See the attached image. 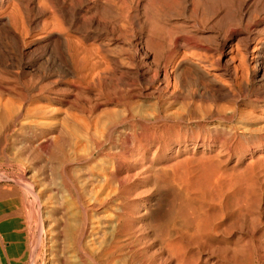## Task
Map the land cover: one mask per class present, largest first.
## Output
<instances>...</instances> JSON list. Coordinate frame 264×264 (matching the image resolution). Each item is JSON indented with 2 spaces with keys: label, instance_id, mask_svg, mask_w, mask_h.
Segmentation results:
<instances>
[{
  "label": "bare ground",
  "instance_id": "bare-ground-1",
  "mask_svg": "<svg viewBox=\"0 0 264 264\" xmlns=\"http://www.w3.org/2000/svg\"><path fill=\"white\" fill-rule=\"evenodd\" d=\"M47 1L49 2V4H51V7L54 8V10L51 9L52 12H54V13L50 12L49 14H51V15H46V17H44L42 15L44 18L43 19L41 18L40 21H37L36 23H34V21L32 19L35 18V20H36L37 18L32 17V19H30V18L26 19L22 13L23 11H21L18 7V5H19L18 2H15V0H0V64L4 63L6 65V61H10L14 67L18 66L22 70L26 66H27V68H30V71H31V68H33V69L35 68L36 71L39 70L38 72H40V70H43V76H47L51 72L52 73L56 72L57 77H58L59 73L64 74V75L66 74V76L67 75L72 76V78L70 77L71 80L73 79V77L78 79V81L83 80L84 78L89 79V78H91L90 75L92 76V74H93L92 70H90L92 73H90V71H89V68H88L89 64L91 65L92 68H97L96 65L99 63H96V60L91 61L87 58L88 56L86 55V53L83 52L84 46H83V42H82L81 37L77 40L76 45L72 44V42L70 41L71 37L69 38V34H68L69 29L74 28L76 31H79L80 33H83L84 31H88L89 29L87 27H91L94 25H95V28L98 29L96 27V25H99V22L96 21V15L98 13L103 15V16L101 15V18L104 17L105 19H107L108 17H106V16L108 14L111 15L112 14L111 12H113L114 14L116 13L119 16L120 15L122 16L120 18V20L124 18L123 17L124 15L125 16L129 15L130 19L131 18L134 19L132 22H134V21L136 23L138 22L137 21V10L135 9L131 13L130 12L131 7L124 6L126 4L122 0H120L121 2L120 1L118 2V3H120V5L113 4V2H111V0H94L93 6H92V8L94 10V14L88 15V18L85 15L88 9L85 10V7L83 8V2H84L83 0H47ZM124 1H126V0H124ZM147 1L149 2L150 0H147ZM157 1H160V0H156L154 2L156 3ZM162 1L166 2V3H170V5L172 4V6H173L172 8H174V5H179L182 2V0H162ZM162 1L159 3H162ZM191 1H192V3H191L192 5H190V6H192V8L196 11V13L198 10H201V9H203V10L206 9L207 11L210 12V18L215 20L216 23L219 24V25L214 24L215 26H220V25L226 26L225 24H228L226 30L224 31L225 33L223 34L219 48L216 47L217 49H219L218 50L219 56L213 57L211 55L213 48H212L210 54L208 53L210 56L207 54H201V53L195 54V53H198V51L196 50L197 51L196 52L194 49L195 55L193 53H191V54H193L195 59H197L196 62L193 61L194 60L193 58H192L193 60H191L188 57H184L185 54H184V56L181 54L182 58L180 57V59L177 61V64H176L177 67L180 64H184L186 66L187 70L188 69L190 70V73L192 71L193 76L190 77L191 81L195 85L199 86L200 88L195 89L192 92L190 91L189 95L187 94V92L185 93V89H184L183 92L186 94L185 96H184V94H183V96H179L178 95L179 92H176V94H175V91L172 92L170 96L165 95V97H162V95H161V98H158L155 101L153 100L154 101L153 103H151V100L146 99L147 102L150 101V103L149 102L145 103V104L143 103V105L139 106V109H137V110H135V108H133V107H130L131 105H129V104H132L131 102H133V101H130V103L126 102L124 104L126 106L125 110L123 108H121V110L118 109L120 111H122V109H123L128 114V116H129V114H133V112L136 111L144 117H141V118L139 117L140 118L139 125L141 127V131L135 135V140L132 141L133 142L132 146H130L129 148L126 149V148L122 147L121 144L116 145L115 143H113L114 146L112 147V152L109 155L106 152H104V153L102 152L96 156L97 158L99 156V159H101V160H102L103 156H106V157L109 156L113 160L114 167L111 171H109V173H107L105 175L102 174V176H101L100 174L103 173V172H100L101 170L99 171L100 174L92 171L93 169H91V168L94 166L93 165L91 168L86 167L83 174H82V171L84 169L81 170V172H79L80 170L76 171V172H79V175L80 174L82 175L79 178L77 177L78 173L76 175L77 178H69V177L67 178L66 176L64 177V174L62 176V173H63V169H62V172L60 173L61 174L60 178H61V182H62L61 185L63 186V189H64V191L67 192V194L64 195L62 193H66V192L56 191L57 193L59 192L58 195L55 192H54L55 195H52L53 192H51V191H53V189H54L53 187H54L55 181L53 184L50 181V178L49 177L47 178V176H49V175H47L48 173L46 174L45 171L42 170L44 168L43 165L40 164V166H39V164H36L37 166H39L37 170H40V171H38L39 172L38 173L39 174V178H38L39 189H37V190L33 189L30 185L32 183H30V184L24 183L27 191L30 192L32 195L31 201H32V204H34V208H36V212H37V220L36 221H37L38 236H37L36 243L39 245V250H41V252H46V249H44V248L46 245L45 242H47V244H48L47 246H49V247L47 249L48 252H46V255H48V259H49L50 264H264V225L261 228H259V225L264 223V0H191ZM40 2L43 3V5H45L44 2H42V1H40ZM40 2H39V4H40ZM144 2H145V4H148V5H145V7H144L146 9L150 5L151 1L149 3H146V1H144ZM19 3H20V1H19ZM28 3H27V5L24 6L23 9L31 8L32 10H34V12L36 10V12L39 15L45 14L46 7H48V5L47 6L45 5L46 7L41 8L39 4L34 3V5L32 6ZM138 3L139 2L137 1L136 4H138ZM166 3H165V5H166ZM183 3H184V1H183ZM151 4L156 6V4H158V3H156V4L151 3ZM168 5H167V8L171 10V6L169 8ZM137 6H139V5H136V8H137ZM51 7H49V9ZM177 7L179 8V6H175L174 9H177ZM87 8H89V7L87 6ZM156 9H157V7H156ZM187 9H188V6H187ZM187 9H185V10H187ZM148 12H149V10H148ZM158 12L159 11H157V13ZM163 12H161V13L163 14ZM191 12L192 11H189V13H191ZM38 14H34V15L38 16ZM148 14L150 15V12ZM193 14H194V12L192 13V15ZM203 14L205 15V13L200 14L201 17ZM158 15H160V13H158L157 16ZM197 15L198 14H196V17H198ZM114 16H116V15H114ZM114 16L112 14V17H114ZM139 16H141V15H139ZM157 16H155V17L151 16L152 19L148 18L150 20V23L146 22L147 23L146 26L148 24L149 25H148L147 32L145 35H143L141 33V27H139L140 33H139V37H138V43H137L138 45L137 46L142 47L143 51H144V49L151 48V47H153L151 49L153 51H155L154 48H156V51L153 55L154 59H152V60H154V62H156V68H154V69H156V73L154 75H158V74L162 73V79L163 80H160V82H159L160 87L158 85L157 88L158 89L159 88L165 89L168 87V85H170L169 81L167 80V72H166L165 68L160 66L161 60L163 59L165 52H167L166 54H168V50L170 49V47H175V46L176 47H178V46L186 47V45H189V47H190L191 45L192 46L195 45L194 44L195 42H193L191 40V37H189V36H192L191 34H186V35H189L188 37H181V38H177L178 36L176 38L172 37L170 32H172L173 31L172 29H174V28L171 29L172 31L169 30L171 26L168 29V27L165 24V23H167V21L165 20L164 21L165 23H164L162 21L156 20V19H160L159 16L158 17ZM163 16H165V14L162 15V17ZM207 16H209V14ZM109 18L111 19V16H109ZM153 18H154V20H153ZM164 18H166V16ZM204 18H206V17H204ZM207 18H209V17H207ZM107 20H105V21H107ZM160 20H162V18ZM206 20H205V23L207 22ZM112 21H115V20H112ZM116 21H117V19H116ZM126 21H128V20H126ZM96 22H98V24H96ZM200 22H201V19H200ZM33 23H34V25H32ZM102 23H104V22H102ZM116 23H119V25H120V22H116ZM129 23H130V21H129ZM201 23H202V25L204 24L203 22H201ZM107 24H109V23H107ZM113 24H115V23H113ZM121 24H123V23H121ZM209 24H207V25H209ZM103 25H102V27H103ZM138 25L139 24H137V26ZM177 25H178V23H177ZM214 25H212V26H214ZM113 26H115V25H113ZM132 26H133V24H132ZM124 27H130V26L124 25ZM86 28L88 30H86ZM105 28H103V30H105ZM112 28H110V29H112ZM115 28H116V26H115ZM178 28H180V27H178ZM219 28L221 29V27H219ZM34 29L37 30V35H35V37L33 36L34 37L33 39L27 41V38H29L32 35ZM128 29L131 30V28H128ZM142 29H145V27ZM101 30H102V28H101ZM127 30H126V34H127ZM132 30H134V29H132ZM113 31H115V30H113ZM187 31H188V29L186 30V32ZM157 32H158V34H159V32H161L160 35H162L161 37L163 38V46L162 47H160L161 44L159 43V39H157V42L159 43L158 45H157V42L155 40ZM182 32H183V30H182ZM119 33L123 34L120 31H119ZM126 34H123V35H126ZM78 35L80 36V34H78ZM86 35H88V33ZM213 35L215 36V34H213ZM207 36H209V35L207 34ZM217 36L218 35H216V37ZM99 37H100V35H99ZM161 37L159 36V38H161ZM76 38H78V37H76ZM196 39H198V38H196ZM231 39H235L234 44H232V43L227 44L228 42H230ZM160 41H161V39H160ZM210 41H212V40H209V42ZM88 42H89V40H88ZM96 42H97V40H96ZM108 42H109V40H108ZM133 43H132V45H133ZM196 43L200 44L199 40H196ZM85 45H87V44H85ZM100 45L102 46V43H100ZM202 45H204V44L202 43ZM87 46H89V45H87ZM208 46H210V45H208ZM211 46L214 47L213 44ZM250 47H251V49H250ZM193 48H196V45H195V47L193 46ZM197 48H198V46H197ZM216 48H214V50ZM92 49H94L93 46H92ZM96 49L97 48H95V50ZM189 49H191V47ZM138 50H139V48H138ZM191 50L193 51V49H191ZM99 51H101V50H99ZM102 52L103 51H101V53ZM169 52H171V51H169ZM199 52H202V50L200 51V49H199ZM206 52L207 51H205V52L203 51V53H206ZM95 53H96V51H95ZM171 53H173V52H171ZM187 53H189V52H187ZM144 54L147 55L148 51H144ZM104 55H102V56L104 57ZM141 55H140V57H144ZM171 55L173 56L174 53ZM215 55H216V53H215ZM92 56L95 57L94 55H92ZM186 56H188V55H186ZM106 57H107V55H106ZM166 57H168L170 59L169 56H166ZM96 58H98V57H96ZM121 58H119V59H121ZM24 59H26V60H24ZM138 59L139 58H137V61H138ZM165 60H164V62H165ZM170 60H172V57ZM89 61H91V62H89ZM106 61L108 62V60H106ZM106 61H104V63ZM132 61H133V59L131 60V63H132ZM174 61H176V60L174 59ZM142 62H143V60H142ZM7 63H9V62H7ZM109 63H110V61L108 62V65H110ZM128 63H130V62H128ZM144 63H146V62H144ZM165 63H167V64H165ZM165 63L164 64L166 66L170 63V61L165 62ZM147 64H148V61H147ZM151 64H152V62H151ZM164 64H163V66H164ZM214 64L216 66H219V67L221 66L222 73L228 77L227 80H224V79L221 80L223 77L222 78L218 77L215 74H211L207 70L204 69V68L207 69L209 67H212ZM108 65L105 64L103 67L106 66V68H107ZM118 65H121V64H118ZM128 65H131V64H128ZM135 65L133 64L132 66L134 67ZM168 66H166V67H168ZM15 68H17V67H15ZM126 68H128V67H126ZM126 68H125V70H126ZM148 68H150V67H148ZM5 69L6 68L4 66V70ZM7 69H9V68H7ZM11 69H12V67H11ZM97 69H99V67ZM103 69L104 68H102V70ZM118 69H120V68H118ZM182 69H184V68L182 67ZM244 69H246L247 71L249 70L250 73L252 74L251 75L252 78L249 81L250 83H248L249 79L246 80L243 77V73L245 74V72H242V71ZM86 70L89 71L88 74L90 73V75H88V77H86L87 76ZM105 70H106V72L109 71L108 68ZM105 70H103V71H105ZM112 70H114V68ZM121 70H123V69H121ZM173 70H174V68H173ZM175 70H177V69H175ZM246 70H244V71H246ZM23 71H25V70H23ZM28 71L26 70V72H28ZM147 71L148 70L145 67L142 70V74L144 72H147ZM247 71H246V74H247ZM8 72H9V70H8ZM23 73H22V75H23ZM30 73H28V74H30ZM137 73H138V70H137ZM180 74H182V72ZM183 74H184V72H183ZM33 75H35V74H33ZM37 75H38V73H37ZM94 76L95 75H93V78H94ZM185 76H187V75H185ZM16 77H17V73H16ZM57 77L54 81H56L58 83L57 79H59L60 77L59 78H57ZM153 77H155V76H153ZM153 77H152V79H153ZM179 77H181V76L179 75ZM247 77H249V75H247ZM247 77L245 76V78H247ZM52 78H51V80L53 81ZM99 78H101V77H99ZM99 78H98V80H99ZM38 79H37V82H38ZM44 79H45V77H44ZM60 79L62 80L63 78H60ZM66 79L70 80L69 78H65V80ZM84 80H87V79H84ZM96 80H97V78H96ZM176 80H177V78H176ZM49 81H46V83L48 84ZM54 81H53V83H54ZM149 81L153 82L152 80H149ZM0 82H2V81H0ZM96 82L97 81H94V84ZM9 84H11V83H9ZM41 84H42V80H41ZM171 84H172V82H171ZM177 84H178V86L180 85V83H177ZM182 84H184V83H182ZM249 84H251V86H252L253 97L248 98L246 100L239 99V96L237 97L235 95L236 89L238 88L240 90L248 91ZM51 85L53 86L54 84H51ZM174 85H176V83ZM2 86H3V84H2ZM14 86H15V84H14ZM0 87H1V85H0ZM46 87H48V85ZM59 87H56V88H59ZM84 87H88V86H84ZM170 87H171V85H170ZM10 88L11 87H9V90H11V89L15 90V88H11V89ZM25 88H26V86H25ZM40 88H41V86H40ZM40 88H39V91L41 90ZM52 88L54 89V86ZM179 88H181V87L179 86ZM192 88H194V87H192ZM32 89H34V87ZM47 89H49V87ZM70 89L72 90V88H70ZM86 89L87 88H85V90ZM49 90L52 91L51 88ZM61 90H62V88H61ZM67 90L69 91V88ZM82 90L84 91V89H82ZM90 90H91V87H90ZM90 90H88V91H90ZM42 91L43 90H41V92H39V95H41V96L45 94ZM57 91H58V89L55 92H57ZM73 91H75V90H73ZM167 91H169V90L167 89ZM170 91H171V89H170ZM170 91H169V93H170ZM187 91H189V89ZM76 92L77 91H75V93ZM0 93H2V95H3L2 91ZM60 93H61V91H60ZM11 94H13V93H11ZM77 94H78V92H77ZM159 94H160V92H159ZM240 94H241V92H240ZM2 95H1V98H2ZM4 95H5V93H4ZM15 95L16 94H14V96ZM31 95H33V94L31 93ZM35 95H37V94L35 93ZM87 95H86V98L89 97V96L87 97ZM21 96H19V97H21ZM23 97H25V96H23ZM44 97H47L48 99L49 98L54 99V98L46 96V95ZM75 97L73 96L72 98H75ZM3 98H4V96H3ZM3 98H2V100H3ZM59 98H61V97L59 96ZM124 98H126V97H124ZM131 98H133V97L131 96ZM67 99H68V97H67ZM20 100H19V102L23 101V99L21 101ZM24 100H26V99H24ZM69 100L75 101L78 99L75 98V100L74 99H72V100L69 99ZM79 101H81V100H79ZM79 101H77V102L75 101V102L78 103ZM100 101L102 102L103 100H100ZM116 101L119 102L121 100L120 99L118 100V98H117ZM47 102H49V101H47ZM94 102H96V101H94ZM136 102L137 101H134L133 104ZM144 102H146V101H144ZM2 103H3V101L2 102L0 101V114L5 115L7 113L6 115H8L9 114L8 112L11 113L12 110L10 111V109L8 107H5L6 101H4V103H3L4 106H2ZM32 103L34 104V102H32ZM71 103L72 102H70L68 104L72 105ZM83 103H81V104L83 105ZM18 104H20V103H18ZM38 104H39V102H38ZM92 104L94 105L93 102H92ZM92 104H90V105H92ZM98 104H99V102H98ZM136 104H138V102ZM136 104H134V105H136ZM139 104H141V102ZM34 105H35L34 107L38 108L37 103ZM43 105H41V107H43ZM8 106H9V103H8ZM14 106H16V105L14 104ZM77 106H78V108H80L79 107L80 105H77ZM77 106H76V108H77ZM146 106L147 107L149 106L150 109L154 112L151 114H153V118L155 120L158 119L160 121V122L158 121L159 122L158 124H151L150 120H148L146 118L147 115H145V114L143 115V113H147V114L149 113L146 110L148 108H146L145 110L141 109V108L146 107ZM9 107L14 108L13 106H11V103H10ZM24 107H25V105H24ZM24 107L21 106V104H20L19 107L14 108V110L15 109L16 110L15 111L13 110L12 112H15L14 114H17V115L22 114L21 112L23 111V109L26 108V107L25 108ZM39 107H40V105H39ZM83 107H85V106H83ZM89 107H88V109H91ZM48 108H51V107H48V105H47V110H48L47 112L49 113L50 109H48ZM53 108L51 110L55 109V108L54 109ZM67 108L68 107H65L66 110H67ZM73 108L75 109V107H72V109ZM105 108H107V107H105ZM105 108H103V109L105 111H107ZM108 108H109V106H108ZM27 109L28 108H26V110ZM32 109H30L31 111L27 110L24 112H26V113L30 112L31 114H33V111H34L35 113L37 112L36 113L37 116H38V114H41L40 112H38L39 109L37 111L32 110ZM62 109H63V107H62ZM65 109H64V111H65ZM85 109H87V108L85 107ZM101 109H102V107L100 108L99 111L103 110V109L102 110ZM56 110L59 111V108H57ZM58 111H56V112H58ZM61 111L62 110H60V112ZM109 111L110 112H108V114H109L108 117H110V114H111V117L114 118V117H116V114L119 113V112H116L117 110L114 113L111 112L112 111L111 109ZM148 111H149V109H148ZM24 112H23V114H24ZM43 112L46 113L45 110ZM60 112H58V113H60ZM70 112L71 111H68V114H71ZM35 113H34V115L36 116ZM92 113H93V108H92V111L90 114H92ZM96 113H97V110H96ZM112 113L115 114V116L112 115ZM11 114H12L11 117H13V113H11ZM49 114H52V113H49ZM80 114H81V112H80ZM95 114H94V116H95ZM66 115H64V116H66ZM75 115H77V114H75ZM88 115H89V113H88ZM105 115H107V114H105ZM26 116H28V115L25 114V117ZM45 116H47V115H45ZM55 116H57V115H55ZM131 116L132 115H130V117ZM0 117H1V115H0ZM2 117H1V119H2ZM89 117H91V116L89 115ZM133 117H135V115ZM8 118H10V116L7 117L6 121H9ZM44 118H46V117H44ZM58 118H57V120H58ZM69 118H68V120H69ZM84 118L86 119L85 116H84ZM123 118H125V117H123ZM21 119H22V116H21ZM21 119L19 118V120H21ZM61 119L64 120V124L67 122L66 118L65 119L61 118ZM71 119L72 118H70V120ZM73 119L76 120V117H74ZM131 119H130V121H131ZM63 120H61V121L63 122ZM96 120H97V118H96ZM96 120H92V121H94V123L96 122V124L99 123L98 120L97 121ZM38 121H37V123H38ZM53 121H54V119H53ZM59 121H60V119H59ZM19 122H22V121H19ZM25 122L28 123L27 120H25ZM39 122L41 123L42 121H39ZM44 122H48V121H44ZM77 122H79L78 119H77ZM81 122L83 123V121H81ZM117 122L119 123V121H117ZM124 122H126V121H124ZM29 123H32V122H29ZM49 123H50V125H51V123H53V125L55 124L54 122H49ZM49 123H46V124L44 123V124L47 125ZM72 123H74V122H72ZM82 123H80V124L82 125ZM106 123H107V120H106ZM68 124H67V126H68ZM84 124H85V122H84ZM92 124H93V122H92ZM99 124H101V123H99ZM136 124H138V123H136ZM50 125H48V126L50 127ZM57 125H58V123H57ZM76 125H77V123H76ZM85 125L87 126V124H85ZM128 125H130V124H128ZM23 126L25 127V125H22L21 130L23 129ZM35 126L37 127V125H35ZM41 126L42 125L40 124V128H41ZM63 126H64L63 124H61V126H60V130H62V132H63V128H64ZM77 126H80V125H77ZM95 126L96 125H93V127H95ZM102 126H104V125H102ZM108 126H110V125H108ZM108 126H107V128H109ZM134 126H136V125H134ZM42 127H44V126H42ZM55 127H57V126H55ZM70 127H71V125H70ZM70 127H68V128L70 129ZM93 127H91V129ZM117 128L116 129L118 130L119 133H123L122 135L125 134V129H123V127L121 125ZM25 129H23V130L25 131ZM46 129H47V127H46ZM48 129H47V131H48ZM57 129L58 128H56V130ZM71 129H73V128L71 127ZM86 129H89V127L87 126ZM86 129H84V130H86ZM98 129H99V125H98ZM43 130H45V129H43ZM73 130L76 131L77 129L74 128ZM73 130H71V131H73ZM80 130H81V127H80ZM86 131H88V130H86ZM95 131H96V129H95ZM59 132H61V131H59ZM64 132H66V130H64ZM64 132L62 133V135L64 134ZM0 133H2V132H0ZM36 133H38V132H36ZM89 133H90V130H89ZM89 133H88L87 139L92 141V144H94V146H93L94 148L92 147L93 149H88V146H86L84 144L83 147H86L89 151L85 155L83 153H85V151H87V149H85V151H84L82 147L77 146L78 148H82L81 151H84L83 153H81V154L85 155L83 157L82 155L77 153L78 150H75L74 147L71 148V146H76V144L79 143L80 141L77 143H73V145H70V143H69L70 147H68V148H70V150H72L71 152L73 155V156L70 155L71 158H69V159H72V157H74V159H76V160L77 159L80 160L83 158V159H85V161L86 160L90 161V158L93 159L95 153H98V151L101 148L100 147L101 141H100V139H99V141L94 139L93 138L94 135L92 136V135H90L91 133L90 134ZM28 134H29V131H28ZM75 134H77V133H75ZM130 134H131V132H130ZM30 135L33 136L34 134L31 133ZM59 135H61V134H59ZM68 135H70V134H68ZM68 135H67V137H68ZM100 135H101V132H99L98 138H100ZM53 136H54L53 137V139H54L56 137V135H53ZM109 136H111V135H109ZM36 137H38V136H36ZM64 137H66V133H65ZM59 138L60 137H58L57 139L60 140ZM73 138H75V137H73ZM77 138H79V137L77 136ZM119 138H121V137H119ZM42 139L43 140L38 143L39 149H41V150L46 149L49 146V144L50 145L52 144L51 138L47 137L45 139L44 138H42ZM24 140H26V139H24ZM24 140H22V142ZM58 140H56V141H58ZM64 140H66V139H64ZM68 140H66V141H68ZM83 140H84V138H83ZM61 141L62 140H60V142ZM70 141H72V140H70ZM73 141H75V140H73ZM122 141H123V139H122ZM126 141H127V137H126ZM60 142L57 145H59ZM64 142L65 141H63V144H64ZM86 142L89 145L88 141H86ZM127 142H126V144H127ZM25 143H23V144H25ZM81 143H82V141H81ZM134 143H137L140 146L139 149H142V151L134 148V146H133ZM54 144L56 145V143H54ZM61 144H62V142H61ZM26 145H28V144H26ZM69 145H67V146H69ZM78 145L80 146L81 144L79 143ZM59 146L61 149V145H59ZM67 146H64L63 148H66ZM29 147H30V144H29ZM52 147H54V146H52ZM30 148H32V147H30ZM34 148L37 149V147H33L32 149H34ZM21 149H22V147H21ZM104 149H102V150L104 151ZM30 150L31 149H29V151ZM54 150H52V151L54 152ZM67 150H69V149H67ZM38 151H36L37 154H38ZM44 151L45 150H43V152ZM46 151H47V149H46ZM57 151H55V152H57ZM41 152H39L41 158H39L38 160L44 158V155L42 158ZM53 152H50V153H53ZM54 153L50 155L52 157V161L54 160L53 162L56 161V158L58 159V155L56 156V154H55L56 157L53 158ZM25 154H26V152H25ZM25 154L23 155L22 158L25 157ZM29 154H27L26 157H28ZM31 154H34V155H31L32 157L35 156V154H36L35 150H34V153L32 152ZM46 154H47V152H46ZM46 154H45V157H46ZM58 154H62V157H64L68 153L66 155L64 153V156H63V153H58ZM21 155H22V153H21ZM37 157H39V156H37ZM37 157L35 156V158H37ZM30 159L28 160V162L32 161L33 158L30 157ZM59 159H60V157H59ZM66 159L69 160L68 156ZM33 160L35 161V159H33ZM140 160L141 161L144 160V162H141V164H139V166H136V167L130 166V164H132L133 162L136 163V162H139ZM47 161H49V160H47ZM60 161H61V159H60ZM127 161H129V163H127ZM25 162H26V160H25ZM94 162H96V160ZM61 163H62V161H61ZM48 164L50 165L51 162ZM48 164H46V165H48ZM54 164H56V167H57V163H54ZM66 164H67V162L65 163V165ZM84 164H86V163H84ZM52 165H53V163H52ZM37 166L34 165V168ZM41 166H42V169H41ZM63 167H65V166H63ZM74 167L75 166H73V168ZM61 168L62 167L60 165L59 169H61ZM23 169H25V168H23ZM45 169L47 170L46 167H45ZM49 169H51V167H49ZM65 169H66V167H65ZM53 170H55V169H53ZM77 170H78V168H77ZM64 172H66V171H64ZM36 173L37 172H35V174ZM67 173H68V170H67ZM71 173H72V171H71ZM35 174H32V175H35ZM24 175H22V176L24 177ZM51 175H55V174H51ZM50 177H54V176H50ZM137 177H140L142 179H140L139 181L135 180ZM21 179H23V178H21ZM21 179H19V180H21ZM54 179H56V178H54ZM23 180H21V181H23ZM57 180L58 179H56V182H59ZM21 181H19V182H21ZM36 184H37V182H36ZM52 184H53V187H50V186H52ZM142 187H146V188L144 190L137 192V190L142 188ZM46 189L47 190L49 189L47 192L50 191L48 194L46 192ZM58 189H60V188L58 187ZM60 190H62V189H60ZM23 191H25V190H23ZM25 193H26V191H25ZM137 194H143V195H145V197L137 199V197H138ZM24 196H25L24 198L26 199L27 198L26 195H24ZM67 198H68V200L66 202ZM21 199H22V197H21ZM64 202L67 204H65ZM48 203H50L51 205L49 204V206H48ZM27 208L28 207H26V209ZM31 208H33V207H30V209ZM33 211H35V210H33ZM16 212H17V210H16ZM19 213H20V211H19ZM28 220H30V219L28 218ZM31 224H32V222H31ZM34 237H35V235H34ZM28 238H29V236H28ZM2 240L3 239H1V242H2ZM31 242H33V241H31ZM66 242H67L68 248H70V250L66 248V246H67V245H65ZM36 245H35V247H36ZM32 249H34V248H32ZM65 249L69 250L68 255L66 254L67 252L65 251ZM30 253H31V251H30ZM37 255H39V253H37Z\"/></svg>",
  "mask_w": 264,
  "mask_h": 264
},
{
  "label": "rangeland",
  "instance_id": "rangeland-1",
  "mask_svg": "<svg viewBox=\"0 0 264 264\" xmlns=\"http://www.w3.org/2000/svg\"><path fill=\"white\" fill-rule=\"evenodd\" d=\"M19 1H20V3H19ZM29 3H28V2ZM40 1H42V2H44L45 3V5L47 6L48 5V7H46L45 5H43V3H41ZM84 2H83V8L85 7V10H87V12H86V16H87V18H88V15H92V14H94V10H93V8H92V6H93V3H94V0H83ZM120 0H111V2H113V4H118V5H120V3H118ZM126 5H124V6H129V7H131L130 8V12L132 13V11H134L135 9L137 10V23L134 21V22H132L134 19H130V17H129V15H124L123 17L126 19V20H128V21H126L124 18L123 19H121L120 20V18L122 17L121 15L119 16L118 14H114L113 12H111L112 14H113V16L114 15H116V16H114V17H112V14L111 15H109V16H111V19L112 20H115V21H112L110 18H109V16L107 15L106 17H108L107 19H105L104 17H102L101 18V15L102 14H97L96 15V21H98L99 22V25H96V27L98 28V29H96L95 28V25L94 26H91V27H87L86 28V30H88V31H84L83 33H80L79 31H76L74 28H71V29H69V31H68V34H69V38L71 37V42H72V44L73 45H76L77 44V40L81 37V39H82V42H83V46H84V50H83V52L84 53H86V55L88 56L87 58L89 59V60H91V61H95L96 60V63H99V64H97L96 65V67L98 68L99 67V69H97V68H92L91 67V65L89 64V71L90 70H92L93 71V74H92V76L90 75V73H92L91 71H90V73L88 74V72L89 71H87V73H86V77H88V75H90V77L91 78H84V79H87V80H79L78 81V79H76L75 77H73V79L71 80V78H72V76H70V75H67L66 76V74L64 75V74H58V77H57V73L56 72H51L49 75H47V76H43V70H40V72H38L39 70H37L36 71V69L34 68H31V71H30V68H27V66L23 69V70H25V71H23L21 68H19L18 66H15V67H17V68H15L14 66H13V64L10 62V61H6V65L3 63V64H0V81H2V82H0V85H1V87H0V92L2 91L3 92V95H2V93H0V101L2 102L3 101V103H4V101H6V105H5V107H8L9 109H10V111L12 110H14V108H18L19 107V105L21 104V106H23L24 107V105H25V107L26 108H28L27 110H30V109H32V110H35V111H37L38 109V112H40L41 114H38V116H37V112L35 113L34 111H33V114H31L30 112H24V111H27L26 110V108L25 109H23V111L21 112L22 114H23V112H24V114L22 115V114H19V115H17V114H14L15 112H12L11 111V113H13V117H11L12 116V114L10 113V112H8L9 114V116H10V118H8V120L9 121H6L7 120V117H9L8 115H2V114H0L1 115V117H2V119H1V117H0V132H2V133H0V264H50V262H49V259H48V255H46V252H48V247L49 246H47L48 244H47V242H45V248L44 249H46V252H41V250H39V245L36 243V241H37V236H38V230H37V212H36V208H34V204H32V201H31V198H32V195H31V193L30 192H28L27 191V189H26V187H25V185H24V183L25 184H30V183H32V184H30L31 185V187L33 188V189H35V190H37V189H39V187H38V178H39V172L38 171H40V170H37L38 169V167L40 166V164L41 165H43V169H42V166H41V169L42 170H44L45 171V173L47 174V175H49V176H47V178L49 177L50 178V181L54 184V181H55V184H54V187H53V184H52V186H50V187H53L52 189H53V191H51V192H53L52 193V195H55V193L58 195V193L59 192H66V191H64V189H63V186L61 185L62 184V182H61V172H62V169H63V173H62V176H63V174H64V177L66 176L67 178L69 177V178H79L80 176H82L81 174L79 175V172H81V170H83L82 171V174L84 173V171H85V168L86 167H88V168H91L93 165V167L91 168V169H93L92 171L93 172H97V173H99L100 174V172H103V173H101L100 175L102 176V174L103 175H105V174H107V173H109V171H111L112 169H113V167H114V162H113V160L108 156V157H106V156H103L102 157V160L101 159H99V156H98V158L96 157L99 153H104V152H106L108 155L112 152V147L114 146V144L113 143H115L116 145H122V147H124V148H129L130 146H132V141H134L135 140V135L138 133V132H140L141 131V127H140V125H139V121H140V118L141 117H144V116H142L141 114H139L138 112H133V114H129V116H128V114L124 111L125 110V108H126V106L124 105L126 102H129L130 103V101H137L138 102V104L141 102V104H136V103H134V104H136V105H134L133 104V102H131L132 104H129V105H131L130 107H133V108H135V110H137V109H139V106H141V105H143V103L145 104V103H150V101H148L147 102V100L149 99V100H151V103H153L156 99H158V98H161V95H162V97H165V95H168V96H170L171 95V93L172 92H174L175 91V94H176V92H179V96H183V94H184V96L186 95L185 93L187 92V94L189 95L190 94V91L192 92V91H194L195 89H198V88H200L199 86H197V85H195L192 81H191V76H193V74H192V71H191V73H190V70L188 69L187 70V68H186V66L184 65V64H180V65H178V67H177V61L180 59V57L182 58V55L184 56V54H185V56L184 57H188V58H190L191 60H193V61H197V59H195V57L193 56V54L195 53L194 52V49H195V51L197 50L198 51V53H195V54H207V55H209L210 54V52H211V50H212V48H213V50H214V48H219V45H220V42H221V40H222V37H223V34L225 33L224 31L226 30V28H227V25L228 24H225L226 26H215L216 24H218V23H216V21L215 20H213V19H211L210 18V12L209 11H207L206 9L205 10H203V9H201V10H198L197 11V13H196V11L192 8V6H190V5H192L191 3H192V1L191 0H182V2L179 4V5H174V8H175V6H179V8L177 7V9H174V8H172L173 6H172V4L170 5V3H166V2H163L162 0H160V1H157L156 3H158V4H156L154 1H156V0H150L149 2H150V5L148 6V8H144L145 7V5H148V4H145V2L144 1H146V3H149L147 0H126V1H124V0H122ZM132 1V2H131ZM137 1L139 2L138 4H136L137 3ZM143 1V2H142ZM162 1V3H159V2H161ZM183 1H184V3H183ZM186 1V2H185ZM15 2H18V7H19V9L21 10V11H23L22 13H23V15L25 16V18L27 19V18H30V19H32V17H36L37 19L35 20V18H33L32 20L34 21V23H36L37 21H40L41 20V18L43 19L44 17H46V15H51V14H49L50 12L51 13H54V12H52V10H54V8L53 7H51V4H49V2L47 1V0H15ZM39 2H40V4H39ZM91 2V3H90ZM121 2V1H120ZM27 3L28 4H30V5H34V3L35 4H39L40 5V7L41 8H44V7H46V12H45V14H38L37 12H36V10H35V12H34V10H32L31 8H28V9H23L24 8V6L25 5H27ZM32 3V4H31ZM47 3V4H46ZM151 3H154V4H156V6L155 5H153V4H151ZM165 3H166V5H165ZM129 4V5H128ZM134 7H132L131 5ZM136 4V5H139V6H137V8H136V5L134 6V5ZM169 4V5H168ZM22 7H21V6ZM90 5V6H89ZM160 5V6H159ZM165 5V6H164ZM167 5H168V7L170 8V6H171V10L170 9H168L167 8ZM181 5V6H180ZM87 6L89 7V8H87ZM187 6H188V9H187ZM49 7H51L50 9H49ZM141 9H140V8ZM147 7V6H146ZM156 7H157V9H156ZM128 8V7H127ZM165 8V9H164ZM192 8V9H191ZM30 9V10H29ZM52 9V10H51ZM90 9V10H89ZM156 9V10H155ZM184 9V10H183ZM185 9H187V10H185ZM27 12H26V11ZM93 10V11H92ZM142 10V11H141ZM147 10V11H146ZM148 10H149V12H150V15L148 14L149 12H148ZM162 10V11H161ZM194 10V11H193ZM92 11V12H91ZM140 11V12H139ZM153 11V12H152ZM157 11H159L158 13H160V15H158L159 16V18L161 19L162 18V20H160V19H156V20H159V21H162V22H164L165 20L167 21V23H165L166 24V26L168 27V29H169V27H170V29L169 30H171L172 28H174V29H172L171 31L172 32H170L171 33V36L172 37H174V38H176L177 36V38H181V37H188L189 35H186V34H191L192 36H189V37H191V40L193 41V42H195L194 44L196 45V48H193V46L195 47V45H191L190 47H191V49H193V51L191 50V49H189L190 47H189V45H186V47H182V46H178V47H170V49L168 50V54H166L167 52H165V54H164V56H163V59L161 60V64H160V66L161 67H163V68H165V70H166V72H167V80L169 81V83H170V85H171V87H170V85H168V87L167 88H165V89H161V88H157L158 87V85H159V87H160V80H163L162 79V73L161 74H158V75H154L155 73H156V69H154V68H156V62H154V60H152V59H154V53H155V51H156V48H154V50L155 51H153L151 48H153V47H151V48H147V49H144V51H148V54L147 55H145L144 54V51H143V48L142 47H140V46H137L138 44V37H139V33H140V28L139 27H141V33L143 34V35H145L146 34V32H147V28H148V25L146 26V24L147 23H150V18L152 19V17L151 16H153V17H155V16H157ZM164 11V12H163ZM166 11V12H165ZM189 11H192L191 13H189ZM206 11V12H205ZM29 12V13H28ZM156 14H155V13ZM161 12H163V14L161 13ZM180 12V13H179ZM194 12V14L192 15V13ZM199 12V13H198ZM201 12V13H200ZM209 12V13H208ZM28 13V14H27ZM38 14V16L36 15H34V14ZM47 13V14H46ZM142 13V14H141ZM147 13V14H146ZM153 15H152V14ZM184 13V14H183ZM202 13H205V15L203 14L202 15V17H201V15L200 14H202ZM207 13V14H206ZM145 14V15H144ZM164 15L165 14V16H166V18H164L165 16H163L162 17V15ZM196 14H198L197 16L198 17H196ZM209 14V16H207ZM29 15V16H28ZM34 15V16H33ZM44 17H43V16ZM139 15H141V16H139ZM147 15V16H146ZM155 15V16H154ZM194 17H192V16ZM27 16V17H26ZM31 16V17H30ZM41 16V17H40ZM85 16V17H86ZM103 16V15H102ZM131 16V15H130ZM143 16V17H142ZM157 16V17H158ZM101 19H100V18ZM127 17V18H126ZM129 17V18H128ZM189 17V18H188ZM204 17H206V18H204ZM207 17H209V18H207ZM143 18V19H142ZM149 18V19H148ZM169 18V19H168ZM187 18V19H186ZM107 20V21H105V20ZM116 19H117V21H116ZM164 19V20H163ZM200 19H201V22H203L204 24L202 25V23L200 22ZM207 19V20H206ZM102 20V21H101ZM142 20V21H141ZM148 20V21H147ZM153 20H154V18H153ZM205 20L207 21L206 23H205ZM209 20V21H208ZM129 21H130V23H129ZM175 21V22H174ZM198 21V22H197ZM212 21V22H211ZM98 22H96V24H98ZM102 22H104V23H102ZM116 22H120V25H119V23H116ZM128 22V23H127ZM147 22V23H146ZM170 22V23H169ZM195 22V23H194ZM210 24H209V23ZM34 23L32 24V25H34ZM107 23H109V24H107ZM113 23H115V24H113ZM121 23H123V24H121ZM145 23V24H144ZM177 23H178V25H177ZM183 23V24H182ZM194 25H193V24ZM197 23V24H196ZM104 24V25H103ZM119 26H118V25ZM132 24H133V26H132ZM137 24H139L138 26H137ZM207 24H209V25H207ZM214 25V26H212V25ZM102 25H103V27H102ZM109 27H108V26ZM112 25V26H111ZM113 25H115L116 26V28H115V26H113ZM124 25L125 26H130V27H124ZM136 25V26H135ZM144 25V26H143ZM180 25V26H179ZM219 25V24H218ZM125 28H123V27ZM205 26V27H204ZM106 27V28H105ZM113 27V28H112ZM134 27V28H133ZM138 27V28H137ZM145 27V29H142V28H144ZM178 27H180V28H178ZM215 27V28H214ZM219 27H221V29L219 28ZM101 28H102V30H101ZM103 28H105V30H103ZM110 28H112V29H110ZM128 28H131V30H129ZM137 28V29H136ZM223 28V29H222ZM109 29V30H108ZM122 31H121V30ZM129 31H128V30ZM132 29H134V30H132ZM185 29V30H184ZM188 29V31L186 32V30ZM93 30V31H92ZM112 30V31H111ZM113 30H115V31H113ZM126 30H127V34H126ZM182 30H183V32H182ZM35 31V32H34ZM76 31V32H75ZM91 31V32H90ZM96 33H95V32ZM107 31V32H106ZM119 31L120 32H122L123 34H126V35H123V34H120L119 33ZM125 33H124V32ZM185 31V32H184ZM218 31V32H217ZM35 33V34H34ZM88 33V35H86V34ZM210 33V34H209ZM74 34V35H73ZM77 34V35H76ZM78 34H80V36L78 35ZM102 34V35H101ZM134 34V35H133ZM161 34V32H159V34H158V32H157V35H156V42H157V39H159V43L161 44V46L160 47H162L163 46V38L161 37L162 35H160ZM181 34V35H180ZM184 36H183V35ZM201 34V35H200ZM204 34V35H203ZM206 34V35H205ZM207 34L209 35V36H207ZM213 34H215V36L213 35ZM35 35H37V30H33V33H32V35L29 37V38H27V41H29V40H31V39H33L34 37H35ZM97 35V36H96ZM99 35H100V37H99ZM106 35V36H105ZM180 35V36H179ZM216 35H218L217 37H216ZM34 36V37H33ZM85 36V37H84ZM109 36V37H108ZM112 36V37H111ZM127 36V37H126ZM136 36V37H135ZM159 36L161 37V38H159ZM76 37H78V38H76ZM97 37V38H96ZM203 37V38H202ZM214 37V38H213ZM220 37V38H219ZM75 38V39H74ZM94 38V39H93ZM104 38V39H103ZM109 38V39H108ZM196 38H198V39H196ZM213 38V39H212ZM216 38V39H215ZM109 40V42H108V40ZM111 39V40H110ZM160 39H161V41H160ZM199 40V42H200V44L199 43H196V40ZM216 41H215V40ZM87 40V41H86ZM88 40H89V42H88ZM91 40V41H90ZM96 40H97V42H96ZM206 40V41H205ZM209 40H212V41H210L209 42ZM86 41V42H85ZM105 41V42H104ZM132 41V42H131ZM137 41V42H136ZM218 41V42H217ZM93 42V43H92ZM96 42V43H95ZM108 42V43H107ZM134 42V43H133ZM162 42V43H161ZM215 42V43H214ZM234 42H235V39H231L230 40V42H228L227 44H234ZM89 43V44H88ZM100 43H102V46L100 45ZM106 43V44H105ZM132 43H133V45H132ZM158 42H157V45L159 44ZM202 43L204 44V45H202ZM85 44H87V45H89V46H87V45H85ZM117 44V45H116ZM213 44V46L214 47H212L211 45ZM107 45V46H106ZM115 45V46H114ZM201 45V46H200ZM208 45H210V46H208ZM92 46H93V48L94 49H92ZM97 46V47H96ZM139 48V50H138V48ZM197 46H198V48H197ZM204 48H203V47ZM208 46V47H207ZM89 49H88V48ZM188 47V48H187ZM95 48H99L98 50L96 49L95 50ZM174 48V49H173ZM207 48V49H206ZM211 48V49H210ZM215 49L214 51L212 50V52H211V55L214 57H216V56H219V54H218V50L219 49ZM83 49V48H82ZM178 51H177V50ZM182 49V50H181ZM199 49H200V51L202 50V52H199ZM250 49H251V47H250ZM91 50V51H90ZM99 50H101V51H103L102 53H101V51H99ZM187 50V51H186ZM95 51H96V53H95ZM98 51V52H97ZM135 51V52H134ZM139 51V52H138ZM169 51H171V52H173L174 53V55L172 56L171 54H173V53H171V52H169ZM192 51V52H191ZM196 51V52H197ZM203 51L205 52V51H207L206 53H203ZM141 52V53H140ZM150 52V53H149ZM178 52V53H177ZM184 52V53H183ZM187 52H189V53H187ZM90 53V54H89ZM93 53V54H92ZM170 53V54H169ZM176 53V54H175ZM191 53H193V54H191ZM209 53V54H208ZM215 53H216V55H215ZM99 54V55H98ZM105 54V55H104ZM142 54V55H141ZM178 54V55H177ZM182 54V55H181ZM191 54V55H190ZM194 54V55H195ZM92 55H94L95 57H93ZM102 55H104V57L102 56ZM106 55H107V57H106ZM140 55L141 56H144V57H140ZM181 55V56H180ZM186 55H188V56H186ZM102 58H101V57ZM120 56V57H119ZM131 56V57H130ZM166 56H169L170 57V59H171V57H172V60H170L168 57H166ZM210 56V55H209ZM96 57H98V58H96ZM106 57V58H105ZM122 57V58H121ZM176 57V58H175ZM96 58V59H95ZM100 58V59H99ZM114 58V59H113ZM119 58H121V59H119ZM128 58V59H127ZM137 58H139L138 59V61H137ZM149 58V59H148ZM193 58V59H192ZM99 59V60H98ZM108 60V62L110 61V65H108V62L106 61V60ZM133 59V61H132V63L135 65L134 67L132 66L133 64L131 63V60ZM143 60V62H142V60ZM167 61H166V60ZM174 59L176 60V61H174ZM24 60H26V59H24ZM116 60V61H115ZM150 60V61H149ZM164 60H165V62H169L170 61V63L168 64V65H166V66H168V67H166L165 66V64H167V63H165L164 62ZM91 61H89V62H91ZM104 61H106L105 63H104ZM147 61H148V64H147ZM237 61V60H236ZM7 62H9V63H7ZM126 62V63H125ZM128 62H130V63H128ZM140 62V63H139ZM144 62H146V63H144ZM151 62H152V64H151ZM125 63V64H124ZM131 64V65H128V64ZM144 63V64H143ZM165 63V64H164ZM108 65V70L110 71H108V72H106V70L105 69H107L106 68V66L105 67H103L104 65ZM117 64V65H116ZM118 64H121V65H118ZM123 64V65H122ZM163 64H164V66H163ZM172 66H171V65ZM12 65V66H11ZM140 65V66H139ZM151 65V66H150ZM4 66H5V70H4ZM12 67V69H11V67ZM119 66V67H118ZM126 67H128V68H126V70H125V68ZM146 67V69L148 70L147 72H144L143 74H142V70L144 69ZM148 67H150V68H148ZM153 67V68H152ZM177 67V68H176ZM182 67L184 68V69H182ZM213 67V68H212ZM212 67H209V68H204L205 70H207L209 73H211V74H215L216 76H218V77H223L221 80H227L228 79V77L226 76V75H224L223 73H222V71H221V66L219 67V66H216L215 64L212 66ZM7 68H9V69H7ZM14 68V69H13ZM92 68V69H91ZM102 68H104L103 70H105V71H103L102 70ZM114 68V70H112V69ZM118 68H120V69H118ZM167 68V69H166ZM173 68H174V70H173ZM118 69V70H117ZM121 69H123V70H121ZM135 69V70H134ZM175 69H177V70H175ZM183 71H182V70ZM7 70V71H6ZM8 70H9V72H8ZM26 70L28 71V72H26ZM100 70V71H99ZM137 70H138V73H137ZM140 70V71H139ZM244 70H246V69H244ZM242 71V72H245V74L243 73V77H244V79H246V80H248V83H250L249 81L251 80V78H252V74L250 73V71L248 72L247 70V74H246V71ZM5 71V72H4ZM20 71V72H19ZM33 71V72H32ZM124 73H123V72ZM126 71V72H125ZM134 71V72H133ZM155 71V72H154ZM172 71V72H171ZM182 72V74H180L181 72ZM188 71V72H187ZM23 73V75H22V73ZM31 72V73H30ZM100 72V73H99ZM129 72V73H128ZM131 72V73H130ZM134 74H133V73ZM136 72V73H135ZM183 72H184V74H183ZM218 72V73H217ZM16 73H17V77H16ZM28 73H30V74H28ZM37 73H38V75H37ZM42 73V74H41ZM95 73V74H94ZM107 73V74H106ZM128 73V74H127ZM176 73V74H175ZM217 73V74H216ZM222 73V74H221ZM33 74H35V75H33ZM149 74V75H148ZM192 74V75H191ZM221 74V75H220ZM40 75V76H39ZM53 75V76H52ZM60 75V76H59ZM93 75H95L94 76V78L96 77L97 78V80H96V78L94 79L93 78ZM106 77H104V76ZM144 75V76H143ZM177 75V76H176ZM179 75L181 76V77H179ZM185 75H187V76H185ZM189 75V76H188ZM223 75V76H222ZM247 75H249V77H247ZM64 76V77H63ZM137 76V77H136ZM146 76V77H145ZM153 76H155V77H153V79H152V77ZM158 76V77H157ZM169 76V77H168ZM245 76L247 77V78H245ZM40 77V78H39ZM44 77H45V79H44ZM53 77V78H52ZM56 77L57 78H63L62 80L59 78V79H57V81H58V83L56 82V81H54L55 79H56ZM71 77V78H70ZM99 77H101V78H99ZM139 77V78H138ZM177 78V80H176V78ZM40 80H39V79ZM50 78V79H49ZM51 78L53 79V81H54V83H53V81L51 80ZM65 78H69L70 80H68V79H66L65 80ZM98 78H99V80H98ZM160 78V79H159ZM170 78V79H169ZM37 79H38V82L41 84V80H42V84L40 85L38 82H37ZM47 79V80H46ZM50 81H49V80ZM76 79V80H75ZM91 79V80H90ZM93 79V80H92ZM101 79V80H100ZM15 80V81H14ZM61 80V81H60ZM149 80H152L153 82H151V81H149ZM159 80V81H158ZM171 80V81H170ZM17 81V82H16ZM46 81H49L48 82V84L46 83ZM73 81V82H72ZM91 81V82H90ZM94 81H97L95 84H94ZM16 82V83H15ZM26 82V83H25ZM71 82V83H70ZM89 82V83H88ZM171 82H172V84H171ZM9 83H11V84H9ZM25 83V84H24ZM50 83V84H49ZM58 85H56V84ZM75 83V84H74ZM149 83V84H148ZM176 83V85H174V84ZM177 83H180V87L182 88H179V86H178V84ZM182 83H184V84H182ZM188 83V84H187ZM2 84H3V86H2ZM14 84H15V86H14ZM51 84H54L53 86H54V89L56 88V87H61L62 88V90H61V88L59 87V88H56L55 90L52 88L53 86L51 85ZM80 84V85H79ZM94 84V85H93ZM187 84V85H186ZM20 85V86H19ZM48 85V87H49V89L51 88V90L52 91H50L49 89H47L48 87H46ZM81 88H79L78 86ZM82 85V86H81ZM184 85H186L184 88L182 87V86ZM192 85V86H191ZM6 86V87H5ZM14 86V87H13ZM25 86H26V88L28 89H26L25 88ZM40 86H41V88H40ZM72 86V87H71ZM77 86V87H76ZM84 86H88V87H84ZM191 86V87H190ZM196 86V87H195ZM3 87V88H2ZM9 87H11V88H15V90L14 89H11V90H9ZM23 87V88H22ZM34 87V89H32ZM90 87H91V90H90ZM175 87V88H174ZM178 89H177V88ZM190 87V88H189ZM192 87H194V88H192ZM5 88V89H4ZM21 88V89H20ZM39 88L41 89V90H43L42 92H44L45 94L44 95H39V92H41V90L39 91ZM43 88V89H42ZM64 88V89H63ZM69 88V91L67 90ZM70 88H72V90L70 89ZM85 88H87L86 90H85ZM174 90H173V89ZM17 89V90H16ZM47 89V90H46ZM58 89V91L57 92H55L56 90ZM66 89V90H65ZM80 89V90H79ZM82 89H84V91L82 90ZM97 89V90H96ZM158 89V90H157ZM167 89L170 91V89H171V91H170V93H169V91H167ZM181 89V90H180ZM184 89H185V93L183 92L184 91ZM189 89V91H187ZM6 90V91H5ZM9 92H8V91ZM31 90V91H30ZM64 90V91H63ZM73 90H75V91H77L78 92V94H77V92L75 93V91H73ZM88 90H90V91H88ZM180 90V91H179ZM17 91V92H16ZM28 91V92H27ZM37 91V92H36ZM60 91H61V93H60ZM71 91V92H70ZM89 93H88V92ZM164 91V92H163ZM183 93H182V92ZM243 91V92H242ZM16 92V93H15ZM19 92V93H18ZM37 94V95H35V93ZM50 94H49V93ZM70 92V93H69ZM74 92V93H73ZM159 92H160V94H159ZM240 92H241V94H240ZM248 92V93H247ZM251 92V93H250ZM4 93H5V95H4ZM11 93H13V94H11ZM27 93V94H26ZM31 93L34 95H31ZM48 95H47V94ZM69 93V94H68ZM163 93V94H162ZM168 93V94H167ZM181 93V94H180ZM247 93V94H246ZM8 94V95H7ZM14 94H16L15 96H14ZM85 94V95H84ZM88 94V95H87ZM1 95H2V98H3V96H4V98H3V100H2V98H1ZM22 95V96H21ZM29 95V96H28ZM49 96V97H52V98H54V99H51V98H47V97H44V96ZM86 95H87V97L88 98H86ZM130 95V96H129ZM235 95L238 97L239 96V99H242V100H246V99H248V98H251V97H253V92H252V86H251V84H249V88H248V91H244V90H240V89H236V91H235ZM19 96H21V97H19ZM23 96H25V97H23ZM38 96V97H37ZM54 96V97H53ZM59 96L61 97V98H59ZM75 97L76 99H78V100H75V98H72V97ZM131 96L134 98H131ZM248 96V97H247ZM33 97V98H32ZM63 97V98H62ZM67 97H68V99H67ZM97 97V98H96ZM124 97H126V98H124ZM242 97V98H241ZM244 97V98H243ZM8 98V99H7ZM22 100L23 99V101H21L20 99ZM85 98V99H84ZM90 98V99H89ZM117 98H118V100L120 99L121 101H116L117 100ZM7 99V100H6ZM24 99H26V100H24ZM28 99V100H27ZM31 99V100H30ZM33 99V100H32ZM36 99V100H35ZM42 99V100H41ZM69 99H74L76 102L77 101H79V100H81V101H79L78 103H76L75 101H70ZM96 99V100H95ZM108 99V100H107ZM110 99V100H109ZM124 99V100H123ZM132 99V100H131ZM137 99V100H136ZM147 99V100H146ZM19 100L22 102H19ZM100 100H103L102 102L100 101ZM129 100V101H128ZM154 100V101H153ZM43 101V102H42ZM47 101H49V102H47ZM69 101V102H68ZM91 103H90V102ZM94 101H96V102H94ZM144 101H146V102H144ZM14 102V103H13ZM32 102H34V104H36L37 103V105H38V108H36V107H34L35 105L32 103ZM38 102H39V104H38ZM70 102H72L71 104L72 105H69L68 103H70ZM84 102V103H83ZM92 102L94 103V105L92 104ZM98 102H99V104H98ZM105 102V103H104ZM3 103H2V106H4L3 105ZM8 103H9V106H10V103H11V106H13L14 108H10L9 106H8ZM13 103V104H12ZM18 103H20V104H18ZM25 103V104H24ZM28 103V104H27ZM75 105H74V104ZM80 103V104H79ZM81 103H83V105L81 104ZM97 105H96V104ZM102 103V104H101ZM14 104L16 105V106H14ZM46 106H44V105ZM53 104V105H52ZM59 104V105H58ZM90 104H92V105H90ZM32 105V106H31ZM36 105V106H37ZM39 105H40V107H39ZM41 105H43V107H41ZM47 105H48V107H51V108H48V109H52L53 107L55 108H53L54 110H49V113H52V114H49L47 111ZM67 105V106H66ZM74 105V106H73ZM77 105H80L79 107L80 108H78V106ZM82 105V106H81ZM87 105V106H86ZM134 105V106H133ZM28 106V107H27ZM30 106V107H29ZM68 107L67 108V110L68 111H71L70 113L72 114H68V111L65 109V107ZM76 106H77V108H76ZM83 106H85L87 109H85V107H83ZM90 106V107H89ZM102 107V109L103 108H105V107H107L108 108V106H109V108L112 110L111 112H115L116 110V112H119V113H117L116 114V117H111V114H110V117H108L109 116V114H108V112H110L109 110V108L107 109V108H105L107 111H105L104 109L102 110V111H99L100 110V108ZM121 106V107H120ZM45 107V108H44ZM61 107V108H60ZM62 107H63V109H62ZM72 107H75V109L73 108L72 109ZM88 107L89 108H91V109H88ZM7 108V109H8ZM57 108H59V111L58 110H56ZM70 108V109H69ZM83 108V109H82ZM92 108H93V115L92 114H90L91 113V111H92ZM97 110V113H96V110ZM121 108H123L122 109V111H120L121 110ZM146 108H148L149 109V111H148V109H146ZM248 108V107H247ZM46 111V113H44L43 111L44 110ZM64 109H65V111H64ZM118 109H120V110H118ZM141 109H146L147 110V112H149L148 114L147 113H143V115L145 114V115H147L146 116V118L148 119V120H150V123L151 124H158L160 121L158 120V119H154L153 118V114H151V113H154L151 109H150V107L148 106H146V107H143V108H141ZM16 110V109H15ZM14 110V111H15ZM42 110V111H41ZM60 110H62L61 112H60ZM90 110V111H89ZM31 111V110H30ZM54 111V112H53ZM56 111H58V112H60V113H58V112H56ZM95 111V112H94ZM105 111V112H104ZM43 112V113H42ZM65 112V113H64ZM80 112H81V114H80ZM87 112V113H86ZM107 112V113H106ZM121 112V113H120ZM126 114H125V113ZM34 113L36 114V116L34 115ZM49 115H48V114ZM55 113V114H54ZM88 113H89V115L91 116V117H89V115H88ZM97 115H96V114ZM112 113V115H114L115 116V114H113ZM25 114L26 115H28V116H26L25 117ZM44 114V115H43ZM59 114V115H58ZM61 114V115H60ZM67 114V115H66ZM75 114H77V115H75ZM80 114V115H79ZM87 114V115H86ZM94 114H95V116H94ZM105 114H107V115H105ZM120 114V115H119ZM124 114V115H123ZM17 115V116H16ZM22 116V119H21V116ZM42 115V116H41ZM45 115H47V116H45ZM55 115H57V116H55ZM64 115H66V116H64ZM71 115V116H70ZM74 115V116H73ZM82 115V116H81ZM130 115H132L131 117H130ZM135 115V117H133ZM53 116V117H52ZM64 116V117H63ZM72 118L71 120H70V118ZM81 119H79L78 117ZM84 116L86 117V119L84 118ZM107 116V117H106ZM15 117V118H14ZM44 117H46V118H44ZM59 117V118H58ZM74 117H76V120H74L73 118ZM94 119H93V118ZM123 117H125V118H123ZM140 117V118H139ZM19 118L21 119V120H19ZM26 118V119H25ZM28 118V119H27ZM56 118V119H55ZM57 118H58V120H57ZM61 118H66L67 119V122L69 123H67L66 121V123L64 124V120L63 119H61ZM68 118H69V120H68ZM96 118H97V120H98V122L99 123H101V124H99V123H97L98 125H99V129H98V125L96 124V122L94 123V121H92V120H96ZM110 118V119H109ZM113 118V119H112ZM131 119V121H130V119ZM137 118V119H136ZM37 119V120H36ZM53 119H54V121H53ZM59 119H60V121L61 120H63V122L61 121H59ZM77 119H78V121L79 122H77ZM88 119V120H87ZM154 119V120H153ZM11 120V121H10ZM25 120H27V122L28 123H26L25 122ZM36 120V121H35ZM42 121L41 123L39 122V121ZM73 120V121H72ZM96 120V121H97ZM106 120H107V123H106ZM114 120V121H113ZM14 121V122H13ZM19 121H22V122H19ZM34 121V122H33ZM37 121H38V123H37ZM44 121H48V122H44ZM81 121H83V123L81 122ZM88 121V122H87ZM91 121V122H90ZM117 121H119V123L117 122ZM124 121H126V122H124ZM136 121V122H135ZM159 121V122H158ZM2 122V123H1ZM24 122V123H23ZM29 122H32V123H29ZM49 122H54L55 124L53 125V123H51V125H50V123ZM58 123V125H57V123ZM60 122V123H59ZM72 122H74V123H72ZM84 122H85V124H87V126L89 127V129H86L87 128V126L84 124ZM92 122H93V124H92ZM114 122V123H113ZM116 122V123H115ZM134 122V123H133ZM157 122V123H156ZM4 123V124H3ZM7 123V124H6ZM11 123V124H10ZM23 123V124H22ZM27 125H26V124ZM46 123H49V124H47V125H45ZM71 123V124H70ZM76 123H77V125H80V126H77L76 125ZM80 123H82V125L80 124ZM112 123V124H111ZM130 124V125H128V124ZM136 123H138V124H136ZM3 124V125H2ZM14 126H13V125ZM25 125V127L23 126V129H25V131L23 130H21V128H22V125ZM40 124L42 125V126H44V127H42L41 126V128H40ZM61 124H63L64 126V128H63V132H64V130H66V132H64V134L62 135V130H60V126H61ZM67 124H68V126H67ZM115 126H114V125ZM123 124V125H122ZM5 125V126H4ZM10 125V126H9ZM21 125V126H20ZM35 125H37V127L35 126ZM48 125H50V127L48 126ZM70 125H71V127L74 129H77L76 131H74L73 129H71V127H70ZM73 125V126H72ZM93 125H96L95 127H93ZM102 125H104V126H102ZM108 125H110V126H108L109 128H107V126ZM117 125V126H116ZM122 126L123 127V129H125V134L124 135H122L123 133H119L118 132V128L117 127H119V126ZM134 125H136V126H134ZM13 126V127H12ZM31 126V127H30ZM33 126V127H32ZM55 126H57V127H55ZM3 127V128H2ZM46 127H47V129H48V131H47V129H46ZM52 127V128H51ZM66 127V128H65ZM68 127H70V129L68 128ZM80 127H81V130H80ZM85 127V128H84ZM91 127H93L92 129H91ZM105 129H104V128ZM131 127V128H130ZM135 127V128H134ZM40 128V129H39ZM55 128V129H54ZM56 128H58L57 130H56ZM62 128V127H61ZM104 131H102L101 129ZM111 128V129H110ZM117 128V129H116ZM129 128V129H128ZM133 128V129H132ZM30 129V130H29ZM43 129H45V130H43ZM52 129V130H51ZM69 129V130H68ZM79 129V130H78ZM84 129H86V130H88V131H86V130H84ZM95 129H96V131H95ZM107 129V130H106ZM109 129V130H108ZM4 132H3V131ZM36 130V131H35ZM42 130V131H41ZM54 130V131H53ZM71 130H73V131H71ZM89 130H90V133H89ZM136 130V131H135ZM27 131V132H26ZM28 131H29V134H28ZM35 131V132H34ZM47 133H46V132ZM59 131H61V132H59ZM80 131V132H79ZM85 134H83L82 132ZM94 131V132H93ZM26 132V133H25ZM36 132H38V133H36ZM43 132V133H42ZM49 132V133H48ZM56 132V133H55ZM99 132H101V135H100V138H98L99 137ZM130 132H131V134H130ZM7 135H6V134ZM36 134L34 137L32 136V135H30V134ZM41 133V134H40ZM55 133V134H54ZM65 133H66V137H64V135H65ZM74 133V134H73ZM75 133H77V134H75ZM88 133L90 134V135H94L93 136V138L94 139H96V140H98L99 141V139H100V141H101V143H100V150L98 151V153H95V155H94V157H93V159L92 158H90V161H88V160H86L85 161V159H74V157H72V159H69V158H71L70 157V155L71 156H73L72 155V150H70V148H68V147H70V145H73V143H77V142H79L81 145L79 146L78 144L79 143H77L76 144V146H71V148L72 147H74V149L75 150H82V148H83V150L85 151V149H87L86 147H83L84 146V144L86 145V146H88V149H93L94 147V144H92V141H90V140H88L87 139V137H88ZM93 133V134H92ZM133 133V134H132ZM44 134V135H43ZM49 134V135H48ZM59 134H61V135H59ZM68 134H70V135H68ZM79 134V135H78ZM40 135V136H39ZM48 135V136H47ZM51 135V136H50ZM53 135H56V137L58 138V137H60L59 139L60 140H62L61 142H62V144H61V142H60V140H58L56 137L53 139ZM67 135H68V137H67ZM80 138H77V136ZM97 135V136H96ZM109 135H111V136H109ZM114 135V136H113ZM28 136V137H27ZM36 136H38V137H36ZM43 136V137H42ZM49 137V138H51L52 139V146H54V147H52L50 144H49V146L46 148L47 149V151H46V149H39V145H38V143L39 142H41L43 139L42 138H47V137ZM127 137V141H126V137ZM133 136V137H132ZM6 137V138H5ZM73 137H75V138H73ZM105 137V138H104ZM119 137H121V138H119ZM125 137V138H124ZM33 138V139H32ZM35 138V139H34ZM72 138V139H71ZM83 138H84V140H83ZM98 138V139H97ZM24 139H26V140H24ZM28 139V140H27ZM64 139H66V140H68V141H66V140H64ZM78 139V140H77ZM86 139V140H85ZM107 139V140H106ZM122 139H123V141H122ZM22 140H24L23 142H22ZM39 140V141H38ZM56 140H58L59 142H60V144L59 145H61V149H60V146L59 145H57L59 142L58 141H56ZM70 140H72V141H70ZM73 140H75V141H73ZM77 140V141H76ZM121 140V141H120ZM125 140V141H124ZM2 141V142H1ZM55 141V142H54ZM63 141H65L64 142V144H63ZM81 141H82V143H81ZM84 141V142H83ZM86 141H88V143H89V145L87 144V142ZM106 141V142H105ZM113 141V142H112ZM26 142V143H25ZM30 142V143H29ZM34 142V143H33ZM56 143V145L54 144V143ZM86 142V143H85ZM105 142V143H104ZM108 142V143H107ZM122 142V143H121ZM126 142H127V144H126ZM23 143H25V144H23ZM67 145H69V143H70V145L69 146H67ZM113 145H112V144ZM22 144V145H21ZM26 144H28V145H26ZM29 144H30V147H37V149L39 150H37V149H32V148H30L29 147ZM25 145V146H24ZM92 145V146H91ZM105 145V146H104ZM64 146H67L66 148H63ZM82 147V148H78V147ZM91 148H90V147ZM111 146V147H110ZM127 146V147H126ZM134 148H136V149H139L140 148V146L137 144V143H134ZM21 147H22V149H21ZM56 147V148H55ZM59 147V148H58ZM76 147V148H75ZM93 147V148H92ZM55 150H54V149ZM105 148V149H104ZM29 149H31L30 151H29ZM51 149V150H50ZM67 149H69V150H67ZM88 149H87V151H85V153H83L84 151H77V153L78 154H80V155H82L83 157L86 155V153H88L89 151H88ZM102 149H104V151L102 150ZM34 150H35V156L37 157V156H39V157H37V158H35V156H31V155H34V154H31L32 152L34 153ZM42 152H41V151ZM43 150H45L46 152H47V154H46V152L44 151L43 152ZM50 150V151H49ZM52 150H54V152L55 151H57V152H53ZM107 150V151H106ZM139 150H141L142 151V149H139ZM24 151V152H23ZM36 151H38V154H37V152ZM61 151V152H60ZM25 152H26V154H25ZM39 152H41L42 153V158H43V155H44V160L43 159H40V160H38L39 158H41V156H40V153ZM50 152H53L54 153V155H53V158H55L57 155H58V159L56 158V161L55 162H53L52 161V157L50 156L51 154H53V153H50ZM68 154H67V153ZM109 152V153H108ZM21 153H22V155H21ZM30 153V154H29ZM58 153H63V156H64V153H65V155L66 156H64V157H62V154H58ZM81 153H83V154H85V155H83V154H81ZM25 154V157L27 156V154H29L28 155V157H24V158H22L23 157V155ZM45 154H46V157H45ZM55 154H56V156H55ZM50 158H49V157ZM67 156H68V159L69 160H67L66 158H67ZM30 157L31 158H33V159H35V161L32 159V161H30V162H28V160L30 159ZM59 157H60V159H61V161H62V163H61V161H60V159H59ZM49 158V159H48ZM97 158V159H96ZM74 159V160H73ZM105 159V160H104ZM25 160H26V162H25ZM31 160V159H30ZM47 160H49L50 162H51V166L48 164V163H50L49 161H47ZM59 160V161H58ZM66 160V161H65ZM92 160V161H91ZM96 160V162H94ZM34 161V162H33ZM46 161V162H45ZM64 161V162H63ZM69 161V162H68ZM74 161V162H73ZM76 161V162H75ZM146 161V160H145ZM45 162V163H44ZM61 164H60V163ZM67 162V164L65 165V163ZM93 162V163H92ZM141 162H144V160H140L139 162H133L132 164H130V166H134V167H136V166H139V164H141ZM35 166H37L36 164H39V166H37V167H35L34 168V165ZM52 163H53V165H52ZM54 163H57V167H56V164H54ZM64 163V164H63ZM75 163V164H74ZM84 163H86V164H84ZM105 163V164H104ZM127 163H129V161H127ZM46 164H48V165H46ZM111 164V165H110ZM31 165V166H30ZM33 165V166H32ZM61 165V169H59V166ZM80 165V166H79ZM63 166H65L66 167V169H65V167H63ZM72 166V167H71ZM73 166H75L74 168H73ZM97 166V167H96ZM109 166V167H108ZM28 167V168H27ZM45 167L47 168V170L45 169ZM49 167H51V169H49ZM111 167V168H110ZM23 168H25V169H23ZM55 169V170H53V169ZM77 168H78V170H77ZM36 169V170H35ZM40 169V168H39ZM97 169V170H96ZM35 170V171H34ZM67 170H68V173H67ZM80 170V171H79ZM101 170V171H100ZM47 171V172H46ZM64 171H66V172H64ZM71 171H72V173H71ZM76 171H79V172H76ZM100 171V172H99ZM35 172H37L36 174H35ZM70 172V173H69ZM105 172V173H104ZM77 173H78V175H77ZM21 174V175H20ZM25 174V175H24ZM32 174H35V175H32ZM51 174H55V175H51ZM22 175H24V177L22 176ZM73 175V176H72ZM76 175H77V177H76ZM27 176V177H26ZM35 176V177H34ZM50 176H54V177H50ZM19 177V178H18ZM23 178V179H21V178ZM37 177V178H36ZM32 178V179H31ZM35 178V179H34ZM53 178V179H52ZM54 178H56V179H58L57 181H59V182H56V179H54ZM16 179V180H15ZM19 179H21V180H23V181H21V180H19V181H21V182H19L18 180ZM31 179V180H30ZM37 179V180H36ZM140 179H142V178H140V177H137L135 180H140ZM36 180V181H35ZM27 181V182H26ZM35 181V182H34ZM36 182H37V184H36ZM21 183V184H20ZM34 183V184H33ZM35 186V187H34ZM60 188V189H62V190H60V189H58V187ZM49 187V188H50ZM20 188V189H19ZM25 188V189H24ZM146 187H142V188H140V189H138L137 190V192H139V191H141V190H144ZM18 189V190H17ZM22 189V190H21ZM23 190H25L26 191V193H25V191H23ZM49 190V189H48ZM47 189H46V192L48 191ZM56 191H59L58 193L56 192ZM28 192V193H27ZM50 192V191H49ZM49 192H47V194L49 193ZM55 192V193H54ZM25 193V194H24ZM29 194V195H28ZM51 194V193H50ZM62 194H67V192L66 193H62ZM24 195H26V199L24 198L25 196ZM28 195V196H27ZM138 195V197H137V199H140V198H144L145 197V195H143V194H137ZM140 195V196H139ZM142 195V196H141ZM21 197H22V199H21ZM27 200V201H26ZM30 202H29V201ZM67 200H68V198L66 199V202H67ZM23 201V202H22ZM65 203V202H64ZM23 204V205H22ZM49 204L50 203H48V206H49ZM65 204H67V203H65ZM32 205V206H31ZM51 205V204H50ZM67 206V205H66ZM22 207V208H21ZM26 207H28L27 209H26ZM30 207H33V208H31L30 209ZM25 208V209H24ZM22 209V210H21ZM16 210H17V212H16ZM24 210V211H23ZM27 210V211H26ZM31 210V211H30ZM33 210H35V211H33ZM19 211H20V213H19ZM33 211V212H32ZM23 213V214H22ZM30 213V214H29ZM20 214V215H19ZM29 214V215H28ZM32 214V215H31ZM36 214V215H35ZM25 215V216H24ZM35 217H34V216ZM30 216V217H29ZM12 217V218H11ZM26 217V218H25ZM28 218L30 219V220H28ZM36 218V219H35ZM32 219V220H31ZM26 222V223H25ZM31 222H32V224H31ZM25 223V224H24ZM26 225V226H25ZM34 225V226H33ZM264 225V223H262V224H260L259 225V228H261L262 226ZM27 228V229H26ZM23 229V230H22ZM20 230V231H19ZM18 232V233H17ZM33 233V234H32ZM31 234V235H30ZM26 235V236H25ZM34 235H35V237H34ZM28 236H29V238H28ZM24 238V239H23ZM149 238V237H148ZM1 239H3L2 240V242H1ZM36 239V240H35ZM31 241H33V242H31ZM22 242V243H21ZM26 243V244H25ZM37 244V245H36ZM35 245H36V247H35ZM65 245H67L66 246V248L67 249H69L70 250V248H68V244H67V242L65 243ZM16 246V247H15ZM32 248H34V249H32ZM37 248V249H36ZM31 249V250H30ZM33 250V251H32ZM69 250H66L65 249V251L67 252L66 254L68 255L69 254ZM30 251H31V253H30ZM39 251V252H38ZM37 253H39V255H37ZM41 253V254H40ZM32 255V256H31ZM39 256V257H38Z\"/></svg>",
  "mask_w": 264,
  "mask_h": 264
}]
</instances>
